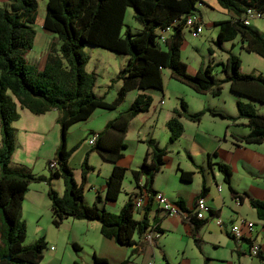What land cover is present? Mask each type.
<instances>
[{
  "label": "trees",
  "instance_id": "1",
  "mask_svg": "<svg viewBox=\"0 0 264 264\" xmlns=\"http://www.w3.org/2000/svg\"><path fill=\"white\" fill-rule=\"evenodd\" d=\"M6 1V5L0 7V217L4 225V230L2 228L0 231V239H3L0 264H37L42 258V237L28 246L22 245L25 224L21 219V205L29 185L33 183H44L47 187L51 223L54 226H58L64 218L96 220L102 236L121 246L134 245L131 254L136 252L140 246L136 249L134 235L141 236L150 228L157 234L162 232L156 225L148 227L147 214L154 204L153 196L156 194L151 189V183L163 164L166 150L159 148L154 140H146L147 152L140 166L130 172L133 183L139 189L137 193L146 194L141 209H133L136 194L132 201L128 199L124 203L119 212H106L97 205L101 200L98 191L95 192L91 206L85 205L83 201L85 177L93 168L88 166L85 155L80 164V182L75 183L68 159L78 144L66 148L68 129L89 119L97 109H116L129 91H162L161 72L164 69L169 72L171 79L184 84L196 94L218 97L222 84L226 83L229 92L262 105L264 77L261 74L240 73V62L233 55H228L222 64L225 77L220 81L215 80L210 65L198 68L192 75L187 73L179 57L183 42L182 30L186 18L194 14L197 4H202L201 0H45L41 27L53 34L58 44L55 46L52 43L49 46L40 69L30 67L24 54L31 48L37 2ZM216 3L230 17L212 24L218 28L213 41L215 47L221 49L223 43L239 36L246 52L254 53L264 60V36L242 23L248 8L264 15V0H216ZM127 9L132 10V18L141 26L138 33L129 30L122 32ZM164 33L167 34L163 37ZM84 45L128 56L126 66L119 71L117 79L120 86L112 102H106L103 97L93 93L95 78L92 73L85 71L87 58L82 52ZM151 101L149 95L137 94L126 110L106 122L99 132L91 133L94 141L90 151L112 165L105 181V201H115L121 192L125 169L117 165V162L122 159L126 149L128 124L137 115L146 112ZM234 107L235 117L208 109L188 113L186 104L180 100L179 107L172 110L171 118L165 123L169 142L177 140L183 132L180 117L191 123H199L202 116L209 113L232 122L243 119L248 133L240 137L239 141L244 144L264 143V114L257 113L252 104L240 99H236ZM18 108L34 116H41L51 110L58 112L59 144L52 157L55 167H48L47 175H34L26 167L10 165L15 147V129L12 124L19 119ZM186 157L191 161L189 156ZM211 157H215V152L207 156L208 166H211ZM214 166L221 174L230 196L238 203L242 202L243 197L247 198L249 207L256 212L257 217L264 219V200L249 198L245 193L238 195L230 186L231 173L228 166L219 162ZM176 170L180 180H191L190 172L178 168ZM54 179H61L63 183L61 196L50 185ZM140 180L143 183L139 186ZM205 192L202 182L198 196L203 197ZM176 204L184 210L182 200H177ZM135 211L143 213L141 219L133 217ZM187 221L192 235L205 222L191 214ZM151 243L158 249L164 264H172L156 243V237ZM73 246L77 247L74 243ZM7 256L9 259H6ZM258 257L264 260L260 252ZM92 258V264H109L105 258L95 254ZM127 261L124 259L119 264Z\"/></svg>",
  "mask_w": 264,
  "mask_h": 264
},
{
  "label": "rangeland",
  "instance_id": "2",
  "mask_svg": "<svg viewBox=\"0 0 264 264\" xmlns=\"http://www.w3.org/2000/svg\"><path fill=\"white\" fill-rule=\"evenodd\" d=\"M36 2V16L34 23L32 24L34 36L31 48L25 52L24 58L30 67H37L40 69L43 65L49 46L52 43L56 46L58 41L53 34L45 31L41 27L45 12V0H36ZM201 2L202 4H197V10L193 14L200 19V34L196 37H191L187 28L182 30L183 42L179 51V57L185 64L187 73L192 75L198 68L203 69L207 65H210L215 80L220 81L225 77V74L222 72V64L225 63L228 55H233L237 57L240 62V73L261 74L264 77V60L254 53L246 52L242 48L239 36H236L229 42L223 43L221 49L215 47L213 41L215 40L218 28L214 27L212 24L216 21L228 19L229 16H227L226 12L217 5L216 0H201ZM123 22L122 32L129 30L135 34L138 33L141 28V26L132 18L131 9L126 10ZM249 28L254 29L257 33H263L264 36V15L260 18L250 20ZM166 34L167 33H164L162 36L164 37ZM82 52L87 58L85 71L87 73H92L95 78V85L93 88L94 95L97 97H103L106 102H112L115 99L117 90L120 86V81L117 79L119 71L126 66L128 56L119 55L90 45H84ZM161 78L162 91L148 89V92H151L150 97L153 102H155V100L158 102L155 111L157 117L149 120L142 126V131L145 132L148 129V125L155 124L153 127V139H155L156 142H159L160 146L166 142L167 138V129L163 124L165 113L172 110L174 107L178 108L180 100L187 105L188 111L191 113L210 107L220 109L226 114H235L234 102L235 99H240L243 102H249L252 104L257 113L264 114V105L229 92L226 83L222 84V89L218 97H211L208 94H196L184 84L171 79L169 77V72L166 69L162 70ZM135 95V91L128 93L122 103L112 111L101 109L95 110L89 119L85 121V136L87 137L85 138V141L92 136L91 133L89 134L87 131L101 130L105 123V119L113 116L116 117L119 113L126 110L132 103ZM29 116L31 119L25 122V127L26 129L33 131L34 136H32L30 144L24 145V147L17 143L15 136V147L13 152H16L17 160L23 162L19 163L21 165H10L11 167H26L27 170L34 175H47L49 164L52 163V158L49 160L43 159H45L44 157L50 158L54 156L51 152V145L55 144V141L59 142V128L57 125L58 112L56 110H51L41 116ZM136 124L137 122L134 121L131 125V129L129 126L127 142L125 143L126 149L123 151V153L126 154V159L123 164L129 162L128 158L132 156L136 150L134 147ZM74 128L75 129L71 132H74L73 135L76 136L78 127L76 126ZM17 129H19V127ZM224 130L225 123L218 119L211 120L208 115H205L199 125H186L185 123V133L183 139L180 140V145L184 147L186 146L187 149H189V147H191L190 139L193 134L198 139L199 143L202 140L213 141L215 135H219L220 140L222 139ZM144 132H142V134ZM220 141L222 142V140ZM198 147L199 145L197 144L193 145L194 150L193 152H190L196 160L200 159ZM138 148L136 154H139L140 152V154L143 155L145 152V145H138ZM93 156L97 159L99 158L95 153ZM167 157L164 172L170 174L171 170H173L172 164L178 159L176 150L172 149ZM180 157L183 158L184 161H188L184 150L180 151ZM104 164L110 166V163L105 162ZM71 165L73 166L74 163H71ZM92 176L96 182L101 183V176L98 178H96L94 174ZM74 179L77 183L80 181L79 171L74 172ZM128 180L129 179L127 178L123 179V186H127ZM60 189L62 188H58V186H54L53 188L54 191H61ZM87 190L88 189L85 187L83 193L84 195L86 194V198H91L90 196H92L93 192L89 191L90 193H88ZM123 198L124 192L122 191L117 204H119ZM97 205L101 208L99 203ZM24 206L25 207L21 212V219L25 224V238L22 245L28 246L39 237H42L44 240L42 258L37 264H92V255L94 254V251L99 254H107V256H110L108 253L110 243H113L115 247L126 248L125 246L112 242L113 240L111 239L109 240L108 238H105L100 232L96 231L94 235L91 234V232L85 233V221H88L85 219L69 218V221H73L72 230H68V228L64 226H54L51 223L50 202L47 195H45L44 200L39 199V201L36 202V206H31L29 204H24ZM105 211L108 212L107 210ZM3 226L0 217V231L2 228L4 230ZM175 236L177 237L176 234ZM175 236L167 234L164 238H159V245H164L163 250L166 252L168 261L176 263V261L183 259L187 264H198L201 256L192 240L190 239L187 242V245L184 246L183 242L176 243L177 240L175 239ZM73 243L77 245L76 248H74ZM178 245L179 248L182 246V248H184L182 258H180V251L178 253L176 252ZM160 259L162 264H164L162 258ZM245 264L264 263L258 261L256 258H252L251 260H246Z\"/></svg>",
  "mask_w": 264,
  "mask_h": 264
},
{
  "label": "crops",
  "instance_id": "3",
  "mask_svg": "<svg viewBox=\"0 0 264 264\" xmlns=\"http://www.w3.org/2000/svg\"><path fill=\"white\" fill-rule=\"evenodd\" d=\"M6 3V0H0L1 7L5 6ZM226 15L230 17V14L227 12ZM258 34L260 36H263V33ZM133 91H135L136 95L139 93H143L150 94L149 96H151V92H148V90H132L127 92L126 95ZM152 102L153 100L151 101L149 109L146 112L141 113L135 118H133L129 122L127 127L125 143L127 142L129 126L131 129L132 123H134V121L137 122L134 141V147L136 150L132 154V156L128 158V163L123 164L124 160L126 159L125 153H123L122 159L117 162V165L125 169L124 178L129 179L127 186H123L122 181L121 192H124V198L121 200V202H119V204L117 203L119 201L121 192L118 195L117 199L113 202H108L104 200L105 181L110 173L112 165L110 164V166H107V164H104L105 161H103L96 153L95 154L99 158L97 159L93 156L94 152L90 151L91 146L87 143L88 139L87 141H85V138H87L85 136V121L76 123L68 129L65 139L66 148L70 149L74 145L78 144V147L75 151L72 152L68 159V166L71 168L73 179L75 171H79L80 176V164L85 155H87L86 157L88 166H91L93 168V171L88 173L85 177L84 188L86 187L88 189V193H90L89 191L93 192L92 196H90L91 198H86V194L84 195L83 193V201L85 205L89 206L93 203L94 192L97 190L101 198L99 206L104 210H107L108 212L117 213L128 199L132 201L133 197H135V195L137 194L139 189L133 183L130 172L136 170L140 166L142 159L145 153L147 152V147L144 142L148 139H152L156 142V140L153 139V127L155 126L154 123L152 125H148V129L145 132L142 131V126L145 123L157 117L155 111L156 104L158 102L156 100L155 102H153L154 104ZM173 109H176V107L172 108V110ZM207 109L222 113L228 117L236 116V111L235 114H226L223 113V111H221L220 109L210 107ZM172 110L167 111L165 113L163 121L164 127L166 121L172 116ZM186 110L188 113H191L190 111H188L187 105ZM18 114L19 119L15 123H13V127L15 129L17 143L23 145L24 147V145L30 144L32 136H34L33 131L26 129L25 127V122L31 119L29 118V115L31 114L27 110L22 108H18ZM205 115H208L211 120L218 119L219 121L225 123V130L223 131L222 139H220L222 140V142L219 140V135H215V137H213V141L202 140L199 143L198 139L193 134L190 139L191 147L187 149L186 146H181L180 140L184 137L185 123L186 125H199ZM114 117L115 116L105 119L104 125L106 124V122L113 119ZM201 120L199 121V123H191L185 118L180 117L179 121L183 128L181 136L174 142H169V132L167 130L166 142L163 143V145L161 146L159 145V142H156L159 148H164L166 150V155L163 157V164L161 165L160 170L153 177L151 189L156 194H161L172 203H176L177 200H182L184 210L186 212H192V205L196 197L200 193L201 184L203 182L206 190L203 195V198L209 209L208 212L204 213L203 219L205 220V222L200 225L192 235L191 226L188 223L187 219H183L177 216H167L164 212L160 211L153 204L147 214V221L149 225L148 227L156 225L158 229L162 230V232L158 233L156 237V243L158 245L159 238H164V236L167 234H172L173 236H175L176 234V243L183 242L184 246L187 245V242L191 239L201 256L198 264H202L204 261L206 262V264H245L246 260H251L252 258H256L258 261L264 263V260L260 259L258 255L252 256L248 254L247 242L245 238H240L239 240H236L235 238H232L228 235L227 229L229 225L234 222L237 218L241 217L253 222L255 224V240L259 244L260 254H262V256L264 257V227H260L259 225V221L261 219L258 218L256 212L249 207L247 198L243 197L242 202L238 203L230 196L226 184L222 181L221 174L217 171L216 167L214 166V164L217 162L228 166L231 173L230 186L233 190L238 193V195L245 193L246 195H248L249 198L255 200H264V143L244 144L243 142L239 141L240 137H243L248 133V129L245 127V121L243 119H237L236 121L232 122L221 117L205 113L202 116ZM76 126L78 127V130L77 135L74 136V132L72 133L71 131L75 129L74 127ZM18 127L19 129H17ZM99 131L100 129L95 131L89 130L87 131V133H97ZM142 132L144 133L142 134ZM58 144L59 142L55 141V144L51 145L52 154H54ZM195 144L199 145L198 151L200 159L198 160H196L192 156V153H190L193 152V145ZM138 145H145V152L143 155L140 154V152L139 154H136L139 149ZM172 149L176 150L178 159L175 160L172 164L173 170H171V173L169 174L168 172H164V166L166 164V159L168 158L167 156L172 151ZM183 150L186 153V156H189L191 158V161L189 159L188 161H184V159L180 157V151ZM213 152H215V157L210 158L211 166H208L207 156L212 154ZM16 157V152H13V154L11 155L10 164L21 165L19 163H22L23 161H18ZM44 158L45 159L43 160H49L52 157ZM71 163H74V165L72 166ZM176 168L183 172H190L192 174L191 180L189 182L180 180L179 172L176 170ZM198 168H200L199 171ZM93 174L96 178L101 176V183L96 182L95 179L92 178ZM75 183L77 182L75 181ZM142 183L143 181L140 180L138 182V185L140 186L142 185ZM50 185L52 189L54 188V186H58V188L61 187V191L56 190V192L59 196L60 194H63V183L61 179L51 180ZM46 188L47 187L44 183L30 184L22 201L21 212L25 207L24 204L36 206V202H38L39 199L44 200L45 195H47ZM142 214L143 213L141 211H135L133 213V217L135 219H141ZM72 222L73 221H69V218H64L63 220H61L58 226H64L68 228V230H72ZM96 231L99 232V223L97 221H85V233L91 232V234L94 235ZM144 234H142L141 236H133L136 242V249H138L139 246L140 249H138L132 254L131 250L133 249L134 245L125 246L126 248L123 249L121 247H115L113 243L109 244L110 249L108 253L110 256H107V254H99L95 251L94 254H97L98 257L105 258L109 262V264H119L124 259H128L125 264H162L160 259L161 256L158 249L152 245L151 241H147L144 238ZM2 246L3 239H0V248ZM163 247L164 245L160 246L162 250ZM182 247L179 248L178 245L176 248L177 253L180 251V258H182V254H184V248ZM164 253L166 255V252ZM176 263L187 264L183 259L176 261Z\"/></svg>",
  "mask_w": 264,
  "mask_h": 264
},
{
  "label": "built area",
  "instance_id": "4",
  "mask_svg": "<svg viewBox=\"0 0 264 264\" xmlns=\"http://www.w3.org/2000/svg\"><path fill=\"white\" fill-rule=\"evenodd\" d=\"M262 15L253 9H246L244 13V17L242 23L245 26L249 25L250 20L260 18ZM184 28L188 29V32L191 37H196L201 32L200 27V19L196 15H190L186 18ZM94 141V136H91L87 143L88 145H92ZM55 164H49V168H54ZM146 201V194L145 193H137V197L133 199V209L140 210L141 207L144 205ZM153 203L156 207L165 213V215L170 217H180L183 219H187V217L191 214L194 215L198 219H203L204 213L208 212L209 209L205 203V200L201 196H197L193 205H192V212H186L182 210L176 203H172L168 201L164 196L161 194H155L153 196ZM260 227H264V219L259 221ZM227 233L239 240L240 238H245L248 240L247 243V252L249 255L256 256L259 253V244L255 240V224L251 221H248L244 218H237L234 222H232L228 229ZM157 237V232L153 230V228L147 229L144 234V238L147 241H152L153 238Z\"/></svg>",
  "mask_w": 264,
  "mask_h": 264
},
{
  "label": "water",
  "instance_id": "5",
  "mask_svg": "<svg viewBox=\"0 0 264 264\" xmlns=\"http://www.w3.org/2000/svg\"><path fill=\"white\" fill-rule=\"evenodd\" d=\"M2 258H3V256H2ZM6 259H9V257L7 256Z\"/></svg>",
  "mask_w": 264,
  "mask_h": 264
}]
</instances>
